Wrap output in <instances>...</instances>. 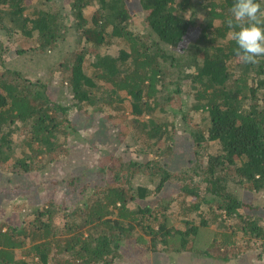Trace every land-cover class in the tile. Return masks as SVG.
Listing matches in <instances>:
<instances>
[{"label": "trees", "instance_id": "16d2710c", "mask_svg": "<svg viewBox=\"0 0 264 264\" xmlns=\"http://www.w3.org/2000/svg\"><path fill=\"white\" fill-rule=\"evenodd\" d=\"M132 1L0 0V181L40 180L17 225L0 201V264L264 255V56L234 0Z\"/></svg>", "mask_w": 264, "mask_h": 264}, {"label": "rangeland", "instance_id": "374dc122", "mask_svg": "<svg viewBox=\"0 0 264 264\" xmlns=\"http://www.w3.org/2000/svg\"><path fill=\"white\" fill-rule=\"evenodd\" d=\"M132 2H136L134 4V6L137 5V7H136L138 10L137 15L142 17L141 23H143V25H145L146 22L144 21L143 11L141 10V6L137 4L139 2L136 0H134ZM14 40H15V38L9 37V35L7 34V32L5 30L0 32V41L3 43L4 46L9 45V47H11V50H13L15 48L14 47L15 43L13 42ZM16 44H18V43H16ZM65 49L71 50V51L76 49V46H75L72 38H70L66 42ZM0 55H1V53H0ZM5 56H7V54H5ZM10 56H12V55H10ZM7 58H8V60H10L11 57H7ZM55 76L58 77L59 73L55 74ZM92 121H90L89 124H92ZM83 122H85V120ZM95 124H97V122ZM98 126H100V125H98ZM85 128L80 129L81 131H83V133L85 135H89L93 132L90 130V127H87L88 128L87 130ZM100 130H101V127H100ZM96 136H98V135H96ZM96 136H94V138ZM187 137H188V135H187ZM91 158L92 157L90 155H88L86 160L91 159ZM73 171H75V170L72 168L70 171H68L67 168L65 170V167H64V169H59L57 173L59 175L65 174V180H68V177H69L68 174H71ZM13 181H14V179L13 180L2 179L0 181V201L3 200L1 202V204L7 203L11 206L12 210L14 211L13 212V215H15L14 220H16V225H17V220L21 219L18 217V214H20L23 211V206H25V203H26V197L24 196V194H22V192H20L18 190V187H19L18 184L21 183L22 180H19V181L17 180L18 183L15 181L16 182V184H15L16 189L14 187ZM25 181H27L26 185H28V186L29 185L30 186H37L39 184L38 182L40 180L38 178H35V179L34 178H25V179H23V182H25ZM23 182L21 185H24ZM33 188H37V187H33ZM59 191H60V193L58 195L61 196L62 195L61 188H59ZM72 197L74 198V194L72 195ZM253 199H255V197H253ZM22 213L24 214L25 212L23 211ZM256 213H257V217H259L264 222V209L262 206L259 207V209L256 211ZM1 217H3V213L0 212V218ZM230 221H231L230 222L231 224L234 222V220H230ZM148 246L149 247L151 246V242H149ZM139 247H141V246H139ZM149 247L146 249H143L141 247V250L139 251V253L137 255H133V256L130 255V259L128 262H126V264H168L170 262V259L168 256H166L162 253H159V252L153 253L154 251L153 252L150 251ZM16 252H17L16 256L20 257L21 254H20L19 249L16 250ZM250 252L251 253H249L248 256L244 255L245 257L240 262H235L233 264H264V255L261 258H259L258 254H257V253H260L262 251L258 250V251H250ZM173 264H198V260L197 259L192 260V259H190L189 256L187 257L184 255H179L175 258V261L173 262Z\"/></svg>", "mask_w": 264, "mask_h": 264}, {"label": "clouds", "instance_id": "9594fccd", "mask_svg": "<svg viewBox=\"0 0 264 264\" xmlns=\"http://www.w3.org/2000/svg\"><path fill=\"white\" fill-rule=\"evenodd\" d=\"M227 24L235 29L237 56L244 63H257L264 56V0H234Z\"/></svg>", "mask_w": 264, "mask_h": 264}]
</instances>
